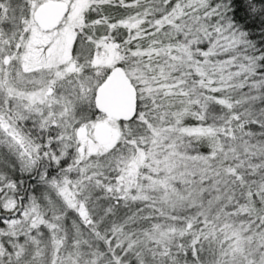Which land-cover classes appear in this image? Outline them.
<instances>
[{
	"label": "snow or ice",
	"instance_id": "1",
	"mask_svg": "<svg viewBox=\"0 0 264 264\" xmlns=\"http://www.w3.org/2000/svg\"><path fill=\"white\" fill-rule=\"evenodd\" d=\"M0 264H264V0H0Z\"/></svg>",
	"mask_w": 264,
	"mask_h": 264
}]
</instances>
